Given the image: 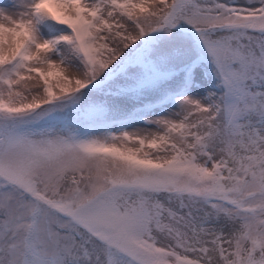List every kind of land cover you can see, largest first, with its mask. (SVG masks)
I'll use <instances>...</instances> for the list:
<instances>
[{
    "label": "snow or ice",
    "instance_id": "snow-or-ice-1",
    "mask_svg": "<svg viewBox=\"0 0 264 264\" xmlns=\"http://www.w3.org/2000/svg\"><path fill=\"white\" fill-rule=\"evenodd\" d=\"M0 264H264V0H0Z\"/></svg>",
    "mask_w": 264,
    "mask_h": 264
}]
</instances>
